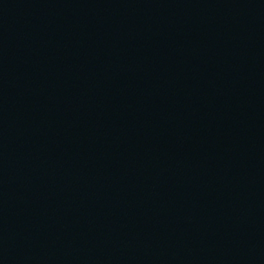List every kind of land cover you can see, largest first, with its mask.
<instances>
[{
  "label": "water",
  "instance_id": "obj_1",
  "mask_svg": "<svg viewBox=\"0 0 264 264\" xmlns=\"http://www.w3.org/2000/svg\"><path fill=\"white\" fill-rule=\"evenodd\" d=\"M0 264H264V0H0Z\"/></svg>",
  "mask_w": 264,
  "mask_h": 264
}]
</instances>
